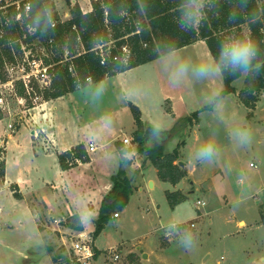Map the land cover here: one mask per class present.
<instances>
[{
	"label": "rangeland",
	"instance_id": "374dc122",
	"mask_svg": "<svg viewBox=\"0 0 264 264\" xmlns=\"http://www.w3.org/2000/svg\"><path fill=\"white\" fill-rule=\"evenodd\" d=\"M45 1L52 20H66V13L71 10L66 0ZM92 1L73 0L71 4L80 5L85 12L91 6L93 8ZM35 49L38 57H42L39 45ZM209 52L206 44L189 46L178 50L177 57L195 64L206 58ZM157 64L162 74L172 70L169 84L173 97L171 106L178 110L177 119L192 117L200 111L199 121L184 133L171 137L166 146L167 153H172L180 142H186L181 162L186 164L188 177L178 187L165 182L153 190L146 185L144 191L138 193L136 190L126 208L119 211L121 219L112 217L97 237L98 217L87 218L88 227L93 228L90 231L95 249L100 254L98 264H133L129 259L132 255L137 256L138 264H258L264 257V226L260 223V205L264 203V97L255 110L246 108L239 99L246 78L243 76L234 83L236 93L224 97L212 111H202L214 101L209 102L212 93L224 89V81L219 78L197 80L190 70L187 77L177 79L166 56ZM16 68L10 78L18 81L26 75L21 60H17ZM167 86L165 82L163 88ZM4 99L6 106L0 109L4 118L13 117L18 122L19 118L29 117L26 102L16 92H6ZM41 102H34V106ZM168 107L166 104L164 112L158 114L153 110L151 114L164 126L170 121ZM122 122L124 133L131 135L130 119L124 116ZM175 126L176 121L169 131ZM241 129L250 133V142H240L237 133ZM209 143L215 150L211 159L198 157L199 150ZM143 160H147L144 154L140 162ZM132 170L135 171L129 172L130 176L137 169ZM178 190L189 195L188 201L176 211L171 208L167 193ZM198 201L205 203L199 210ZM39 213L40 219L47 218L48 214L40 208ZM12 220L16 225L18 219L13 216ZM240 221H245L246 226L242 224L241 227ZM186 233L192 236L190 249L180 244ZM57 236L62 243L61 236ZM7 241L9 244L18 242L11 237ZM61 243L47 242L53 255L61 256L60 260L63 259ZM112 247H116L113 249L120 259H113ZM146 250L150 253L143 258ZM0 264H24V261L0 250Z\"/></svg>",
	"mask_w": 264,
	"mask_h": 264
},
{
	"label": "trees",
	"instance_id": "16d2710c",
	"mask_svg": "<svg viewBox=\"0 0 264 264\" xmlns=\"http://www.w3.org/2000/svg\"><path fill=\"white\" fill-rule=\"evenodd\" d=\"M66 2L71 7V19L57 26H52L45 0H30L31 12L25 23L5 28L6 36L0 49V78L3 81H7L5 64L16 61L13 50L19 52L21 42L30 46L38 43L49 53L44 58L46 64L51 65L52 82L49 87L40 89L34 83L31 84L32 89L28 90L22 81L16 83V93L26 102L27 109L35 107V97L45 102L56 100L90 84L103 82L156 61L166 56L170 41L175 42L177 51L203 41L215 56L220 41L229 33H239L245 26L251 29L259 43V59L264 63V0H248L246 7L242 0H220L217 9L208 13L202 26L188 32L182 31L176 22L180 0H93L92 11L87 13L78 4L72 6V0ZM28 26L35 31L30 33ZM240 78L243 76L228 75L225 71L224 89L221 91L223 98L236 93L234 83ZM263 95L264 67H261L259 75H255L254 70L247 74L239 99L253 111ZM216 104L214 100L202 111H212ZM129 107L137 127L133 139L139 153L144 154L156 168L161 181L177 186L188 177L187 170L179 165L186 142H180L172 153L166 151L167 142L197 123L200 111L192 114V117L176 120L174 129L164 132L165 138L159 143L152 138L153 127L143 122L140 108L132 103ZM3 118L0 110V120ZM147 137L153 141L146 142ZM116 145L121 154L120 170L112 177L113 187L102 204L95 237L115 213L126 208L138 189L134 184V173L129 175L131 161L125 156L128 150L121 149L119 143ZM58 158L63 171L91 161L84 144L60 154ZM4 177L5 163L0 168V178ZM15 196L18 197L17 192ZM167 198L172 209L188 201V196L180 191L168 192ZM260 223L264 226V205L261 207ZM65 226L84 231L79 216L68 218ZM95 253L97 257L99 252L95 250ZM60 258L55 257V261L58 262ZM129 259L133 264H138L136 255Z\"/></svg>",
	"mask_w": 264,
	"mask_h": 264
},
{
	"label": "crops",
	"instance_id": "0c3cea01",
	"mask_svg": "<svg viewBox=\"0 0 264 264\" xmlns=\"http://www.w3.org/2000/svg\"><path fill=\"white\" fill-rule=\"evenodd\" d=\"M91 11L92 6L83 12ZM66 15L70 20V11ZM204 44L200 41L192 46ZM162 58L106 79L102 82L104 92L99 98L94 94L97 84H90L59 99L41 102L37 107L28 109L29 117L19 118L18 122L13 117L0 120V144H4L6 149L5 177L1 179L0 188L1 251L18 256L24 264H62L61 260L55 261L56 256L47 246V242L60 245L61 241L57 234L41 227L39 208L48 214L46 219L79 216L83 232L92 233L90 229L93 228L88 227L86 219L93 215L98 217L105 198L112 190V177L120 170L121 154L116 144L125 149L122 140L133 138L137 128L130 103L140 108L147 126L160 123L151 114L153 110L158 114L164 112L166 104L170 109V121L167 126L162 125L164 132L169 131L178 120V110L171 106L173 97L169 84L172 70L164 74L160 72L157 63ZM165 82L168 86L163 88ZM184 107L187 108L188 103ZM124 116L130 119L133 126L131 135L124 133ZM37 125L44 127L46 134L39 135L41 131ZM47 137L55 141V148L50 152L44 146L43 140L47 141ZM90 143L95 145L96 150L90 154L89 163L79 164L67 171L61 169L60 154L79 144L87 148ZM186 147L187 144L183 152ZM134 168L137 169L133 173L138 193L144 191L145 185L153 190L165 183L159 179L150 161L139 160L135 165L131 161L129 172L135 171L132 170ZM263 205L261 203L260 208ZM13 216L18 219L16 225L13 224ZM242 224L246 226L245 221L239 222L240 226ZM10 237L18 242L9 244L7 240ZM146 253L150 251L146 250L143 258H147ZM99 258L100 254L96 257V264Z\"/></svg>",
	"mask_w": 264,
	"mask_h": 264
},
{
	"label": "built area",
	"instance_id": "2783aa9c",
	"mask_svg": "<svg viewBox=\"0 0 264 264\" xmlns=\"http://www.w3.org/2000/svg\"><path fill=\"white\" fill-rule=\"evenodd\" d=\"M55 2L57 0H54ZM73 1V0H72ZM97 1V0H95ZM31 12V4L30 0H0V49L2 48V41L5 39L6 32L5 28H11L16 24H24L25 20H27L30 16ZM49 15V12H48ZM70 15V14H69ZM69 15H66V20H62L61 22L50 19L52 26H57L59 23H64L68 21ZM50 16V15H49ZM53 26V27H54ZM29 27V32L32 33L35 29ZM21 48L20 51L17 52L13 50V56L16 59L14 63H6L5 71L8 75L7 81H3L0 78V109H4L6 106L4 94L8 91L16 92V83L22 81L28 90H31V84L36 83L39 85L40 89L47 88L51 85L52 78L50 74L51 65H47L44 58L49 56V53L45 50V48L41 47L38 43H34L33 45L25 44L24 42L20 43ZM42 50V57H38L36 46ZM127 52V50L125 49ZM66 55L68 53L66 52ZM17 60L22 61V67L25 69L26 75H24L21 80H11L10 75L16 71ZM24 63V64H23ZM34 81V82H33ZM23 100V99H22ZM38 100H41L40 97H35L34 102L36 103ZM40 129L41 134H46V130L44 127L37 125ZM12 129L13 126L11 125ZM39 135H36L39 138ZM44 139V146L46 151H50L55 148V141L50 137ZM125 149L128 150L125 155L130 161H132V165H135L139 162L141 154L138 151L137 144L134 143L133 138H125L122 140ZM96 150V147L93 143L87 147L88 154L93 153ZM5 153L6 149L4 144H0V168L3 163H5ZM1 192V190H0ZM205 203L202 201L197 202V207L204 206ZM1 211V206H0ZM120 217L119 213H115L113 218L118 219ZM68 218H48V219H40L41 227L46 230H51L53 233L61 236V247L63 250V261L64 264H96V253L94 248V237L91 234L86 232H80L77 230H73L67 228L65 223ZM192 227H195V224H192ZM110 254L113 255L114 260L120 259L119 254L114 249L110 250Z\"/></svg>",
	"mask_w": 264,
	"mask_h": 264
},
{
	"label": "clouds",
	"instance_id": "9594fccd",
	"mask_svg": "<svg viewBox=\"0 0 264 264\" xmlns=\"http://www.w3.org/2000/svg\"><path fill=\"white\" fill-rule=\"evenodd\" d=\"M219 2L220 0H180V3L177 5L179 16L176 22L178 26L182 31L186 32L198 29L207 20L208 13L217 9ZM247 2L248 0H242L245 7L247 6ZM233 15L236 16L235 12H233ZM167 48L168 51L165 55L168 58L169 64L174 67V76L177 79L187 77L190 70L192 76L197 80L213 78L223 80L225 71H227L228 75L235 76L239 74V76H247L251 70H254L255 75H259L261 67H264V63L259 59L261 53L260 45L248 27L243 28L239 33H229L226 35L220 41L218 52L215 56L209 52L206 58L201 59L195 64L183 57H177L174 41L168 42ZM156 50L159 51V48ZM171 86L176 87L177 85ZM221 91L213 92L209 98V102L216 100L217 106H219L220 100L223 99ZM103 92V83L98 82L94 94L99 98ZM163 133L162 124L155 123L153 125L152 138L160 143L165 138ZM237 135L242 144L248 143L251 140V135L246 130H239ZM214 151L212 144L209 143L199 150L197 156L211 159ZM192 243V236L188 233L180 240V244L185 249H190ZM258 264H264V257L260 259Z\"/></svg>",
	"mask_w": 264,
	"mask_h": 264
},
{
	"label": "water",
	"instance_id": "95a60500",
	"mask_svg": "<svg viewBox=\"0 0 264 264\" xmlns=\"http://www.w3.org/2000/svg\"><path fill=\"white\" fill-rule=\"evenodd\" d=\"M155 140V139H154ZM149 141H153V139L151 138V137H147L146 138V142H149ZM179 165L181 166V167H185V164L183 163V162H179Z\"/></svg>",
	"mask_w": 264,
	"mask_h": 264
}]
</instances>
